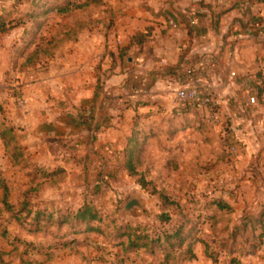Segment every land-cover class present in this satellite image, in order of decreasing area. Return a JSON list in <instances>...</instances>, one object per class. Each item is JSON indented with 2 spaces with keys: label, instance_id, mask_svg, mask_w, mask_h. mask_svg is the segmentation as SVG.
<instances>
[{
  "label": "rangeland",
  "instance_id": "obj_1",
  "mask_svg": "<svg viewBox=\"0 0 264 264\" xmlns=\"http://www.w3.org/2000/svg\"><path fill=\"white\" fill-rule=\"evenodd\" d=\"M137 2L0 0V177L9 189V201L15 205L14 210L8 211L0 204V264H229L230 257L239 251L241 258L245 257L243 260H248L249 264H264V251L257 257L249 258L246 254L249 246L261 244L262 238L258 240V236L264 233V224L253 232L238 233L235 241L240 244L236 249L239 251L231 255L222 253L217 262L204 256L189 263L192 260L186 252L189 241L175 250L128 246L126 233L132 234V239L145 235L155 239L170 232L181 220L178 212L190 217L195 225L191 238L206 241L210 252L211 249L218 250L217 240L223 239L230 244L229 232L217 234L216 231L229 225L232 212L218 213L219 221L213 224L206 219L209 215L204 202H225L226 198L234 204L235 192L239 193L240 188L249 200L246 209L261 212L264 191L252 187L246 191L231 179L236 171L237 153L246 143L252 142V134L235 132L231 121L212 119L217 111L212 112L210 107L207 108L206 138H210V144H219L225 149L222 164L216 168L209 166L206 178L201 177L204 170H194V175L201 178L195 177L193 181L183 164L196 152L174 149L170 153L164 149L171 145L168 138L143 145L141 158L147 166L141 169L149 171L147 179L155 184L156 191L173 198L179 204V210L173 207L162 211L158 195L151 194L153 186L143 189L137 178L129 177L122 169V155L107 162L104 161L106 155L88 156L85 149L75 148L72 141V145L60 143V154L56 155L57 151L53 150L57 162L49 164L51 153L34 154L28 150L27 126L23 119L30 106L26 95L32 77H41L54 67L56 60L72 53V48L80 41L92 42L90 39L98 33L107 35L118 23L123 8L132 9ZM9 129L13 131V141H10L12 134H4ZM215 134L218 135L215 137ZM253 137L256 139V135ZM43 140L35 136V143ZM260 140L264 144L263 132ZM15 144L23 150V157L16 160L12 159ZM29 165L48 172L53 166V171L61 168L63 172L44 183L45 179ZM36 184L40 187L32 191ZM132 199L138 200L141 208L124 213V206ZM25 201H29L30 212H20L21 203ZM84 204L95 211V220L83 222L74 217L76 210ZM209 210V214L217 212L214 205ZM196 243L201 245L197 250L193 247ZM196 243L190 248L192 254L203 251V244ZM171 251V258L165 260L164 254Z\"/></svg>",
  "mask_w": 264,
  "mask_h": 264
},
{
  "label": "crops",
  "instance_id": "obj_2",
  "mask_svg": "<svg viewBox=\"0 0 264 264\" xmlns=\"http://www.w3.org/2000/svg\"><path fill=\"white\" fill-rule=\"evenodd\" d=\"M138 32H149L146 42L127 48ZM90 40L75 44L72 53L28 83L30 106L23 120L30 153H51L49 164H53L57 160L53 150L60 154L59 144L73 141L86 155H106L104 161L109 162L121 156L134 135L141 152L144 143L168 138L172 146L164 149L170 153L174 149L196 152L183 163L190 179L206 178L209 166L222 164L225 148L206 138L207 110L191 104L184 110L176 104L174 92L183 79L162 74L186 54L203 76L220 122L231 121L235 132L252 134V142L237 153L231 179L246 191L249 187L264 191V144L260 140L264 133V0H138L132 9L123 8L107 35L98 33ZM97 82L102 88L94 103ZM259 89L262 92L256 100ZM250 97L255 98L254 105L249 104ZM35 136L44 140L35 143ZM142 163L146 168L147 163ZM194 170L204 172L200 177ZM224 201L232 208L230 219L238 222L249 201L244 190L235 192L234 204ZM257 248L249 258L263 253L264 237ZM193 254L189 263L206 257L204 247ZM231 257L249 264L240 253Z\"/></svg>",
  "mask_w": 264,
  "mask_h": 264
},
{
  "label": "trees",
  "instance_id": "obj_3",
  "mask_svg": "<svg viewBox=\"0 0 264 264\" xmlns=\"http://www.w3.org/2000/svg\"><path fill=\"white\" fill-rule=\"evenodd\" d=\"M186 27H188V25L186 24ZM149 32L147 33H136L133 37L130 38V43L128 44L127 48H130L131 45H141L144 42H146L149 34ZM126 48V49H127ZM188 70H193L194 73H197L196 70L194 69V65L193 63H191L187 58H186V54H182L179 57L178 62L175 65L172 66H167L166 68H164L163 70V75H167V76H173L174 78H181V79H185L186 78V73ZM101 84L100 82H97L95 85V94H94V103L98 100L99 98V94L101 91ZM262 92V89L258 90V94L256 96V100L259 99V96ZM193 108H198L197 105H193L191 104ZM189 106V104H186L183 106L182 109H187V107ZM212 108L211 111H216V106L214 104V102L212 101L207 108ZM207 108L202 109V110H207ZM200 109V108H199ZM80 120V121H84L86 120L85 118L83 119H76ZM90 131V129H89ZM13 131L11 129L7 130L4 134L5 135H11L10 141H13ZM13 151L14 154L12 156V159H17V158H22L23 157V150L17 146V144H15L13 146ZM121 160L123 161V164L121 165L122 169H124L126 171V173L128 174L129 177H135L138 179V183L141 185V187L144 189H148V187L155 185L153 182L149 181L147 179V176L149 174L148 170H143L141 168H143L142 165V161H141V143L138 141L137 137L132 136L129 140H128V145L127 147L122 151L121 153ZM118 159V158H117ZM11 163L15 164V161ZM29 168H32L36 171L37 174H39V176L43 177L44 179V183L46 181H48L49 179L53 178L54 176L57 175V173L63 172L61 168H57L55 171H51L48 172L44 169L41 168H37L33 165H29ZM43 183V182H42ZM40 187L39 184H36L34 186V188H32V191L37 190ZM151 194H157L158 195V200L159 203L161 205V210L162 211H168L170 209H172L173 207H176L177 210H179V204L177 202L174 201V199H170L166 193H161V192H157L156 188H154L153 186V190L151 192ZM9 195V189L5 183V181L0 177V204H2L3 206H5V208L8 211H12L14 210V204H12V202L9 201L8 198ZM212 205H214L215 209L217 212V214L213 213L210 214L209 216L206 217L207 220L212 221L213 224H217V222L219 221L217 218H219V214L218 212H224L225 214H229L231 213V208L225 203V202H221L220 200H214V201H205L204 202V207L206 209L212 208ZM21 210L20 212L26 211V212H30V210L27 208L29 206V201H25L21 203ZM262 210L261 212L255 213V212H251L249 209L244 210L243 215L241 216V218L239 219L238 222H232V220L230 218H228V222L229 225L225 226V228L223 229H219L216 231L217 234H221L223 231L224 232H229L230 233V238H232V241L230 242V244H228L226 241H223V239L221 240H217V247L216 249L218 250H212L211 252L210 247L208 246L207 242H203L202 240H195L192 237V234L194 233L195 230V225L193 223V221L190 219V217L188 215H183L180 212H178L179 217L181 218V220H179L177 223H175L173 225V228L170 232L168 233H164L163 236H157L155 239H149L148 236H138L135 239H132V234L130 233H126L125 236L127 237V241H128V246L134 249L137 248H148V246H150V249L154 250L157 248H163V249H171V250H175L179 247H181L183 245V243H185L186 241L188 242V249H187V253L189 254V260L194 259V255L190 252V248L192 247V245L196 242H200L203 244L204 249H205V254L208 258H210L213 262H217L218 260V255H220V253H226V255H231L233 253H235L237 247L240 248V244L236 243L235 241V237L238 233L240 232H245V231H251L253 232L257 227H262L264 224V206H261ZM260 207V208H261ZM41 215V212H38V215ZM96 213L94 210H92V208H90L89 206H87V204L82 205L81 207H79L75 214L74 217L79 220V221H83V222H90L96 219ZM216 222V223H215ZM91 230V229H90ZM126 230H128V227H126ZM264 237V233L260 234L258 236V240H260L261 238ZM149 239V240H148ZM192 239V240H191ZM139 240H143L145 241L144 243L141 242V244H138L135 241H139ZM260 245V243H259ZM257 247L256 245H251L249 246L250 250L247 251L246 254H252L254 253V249ZM151 250V251H152ZM213 251V253H212ZM240 253V251L238 252ZM241 254V253H240ZM172 255V251L171 252H167L166 254H164V259L165 260H169L171 258ZM229 264H239L235 258L230 257L229 259Z\"/></svg>",
  "mask_w": 264,
  "mask_h": 264
},
{
  "label": "built area",
  "instance_id": "obj_4",
  "mask_svg": "<svg viewBox=\"0 0 264 264\" xmlns=\"http://www.w3.org/2000/svg\"><path fill=\"white\" fill-rule=\"evenodd\" d=\"M174 27V25H173ZM174 100L178 106L186 104L197 105L200 109H205L213 101L209 90L205 86L204 78L193 70H188L182 86L174 92ZM249 104H255V98H249ZM212 119H218L215 113Z\"/></svg>",
  "mask_w": 264,
  "mask_h": 264
},
{
  "label": "water",
  "instance_id": "obj_5",
  "mask_svg": "<svg viewBox=\"0 0 264 264\" xmlns=\"http://www.w3.org/2000/svg\"><path fill=\"white\" fill-rule=\"evenodd\" d=\"M89 113H90V112L87 111V112L85 113V115H88ZM134 208H137V209L141 208L140 203H139L138 200H136V199H132V200H130V201L124 206V208H123V212H124V213H127V212H129L130 210H132V209H134Z\"/></svg>",
  "mask_w": 264,
  "mask_h": 264
}]
</instances>
